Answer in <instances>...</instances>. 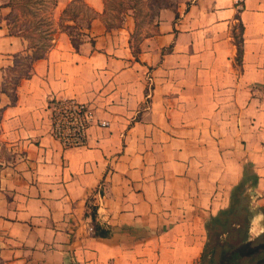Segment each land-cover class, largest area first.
Segmentation results:
<instances>
[{
	"label": "crops",
	"instance_id": "1",
	"mask_svg": "<svg viewBox=\"0 0 264 264\" xmlns=\"http://www.w3.org/2000/svg\"><path fill=\"white\" fill-rule=\"evenodd\" d=\"M78 2L94 19L77 49L58 31L25 79L27 41L0 8V264H196L245 164L257 176L248 233H264V0H177L137 44L133 21L104 24L102 0H56L54 22ZM63 99L108 126L64 149L50 135ZM87 199L109 238L92 237Z\"/></svg>",
	"mask_w": 264,
	"mask_h": 264
},
{
	"label": "trees",
	"instance_id": "2",
	"mask_svg": "<svg viewBox=\"0 0 264 264\" xmlns=\"http://www.w3.org/2000/svg\"><path fill=\"white\" fill-rule=\"evenodd\" d=\"M2 1L4 3L0 5V8L9 9V13L4 18L9 33L24 38L27 41V49L30 51V54L24 57L26 68L17 70L18 78L22 79L29 77V68L32 63L42 59L52 48L54 35L58 31L65 33L74 49H77L82 41V30L88 29L90 22L94 19L93 12L80 2L74 7H65L59 21L55 23L51 14L56 0H51V13L45 16L43 23L42 19L37 18L38 11L35 8L40 4V0ZM102 1L105 7L106 0ZM40 26H46V29L40 30ZM241 32L240 24L232 29L236 48L234 63L237 66H241L242 62ZM13 86H16L15 82ZM3 92L13 105L14 93H9L5 89ZM256 182L257 176L251 166H245L242 179L230 190L228 205L206 220L204 224L206 240L196 264H264V233L253 238L248 233L252 216L249 196ZM89 201L91 199L86 201V216H89L93 223L90 230L92 237L109 238L111 229L96 222V207L88 205ZM261 211L264 214V208Z\"/></svg>",
	"mask_w": 264,
	"mask_h": 264
},
{
	"label": "rangeland",
	"instance_id": "3",
	"mask_svg": "<svg viewBox=\"0 0 264 264\" xmlns=\"http://www.w3.org/2000/svg\"><path fill=\"white\" fill-rule=\"evenodd\" d=\"M39 1V0H37ZM37 9V18L42 19L44 23L45 16L51 13V0H40ZM4 3V1H3ZM177 5V0H106L104 24L108 27L119 25L122 20L123 24L126 21L134 22L133 42L137 44L140 34H150L155 30L158 13L165 8H171ZM52 16V14H51ZM44 17V18H41ZM53 20V19H52ZM54 22V20H53ZM42 23V24H43ZM122 24V25H123ZM136 25V26H135ZM46 29V26H40V30ZM25 58L19 60V68L23 70L25 66ZM20 70V71H21ZM19 74V71L17 75ZM262 112H264V101L261 103ZM264 120V114L260 116V126ZM264 128V125L261 126ZM248 166V164H245Z\"/></svg>",
	"mask_w": 264,
	"mask_h": 264
},
{
	"label": "built area",
	"instance_id": "4",
	"mask_svg": "<svg viewBox=\"0 0 264 264\" xmlns=\"http://www.w3.org/2000/svg\"><path fill=\"white\" fill-rule=\"evenodd\" d=\"M243 0H234L238 7ZM108 126L105 120L96 119L93 109L73 99L52 101L50 104V135L66 148L84 147L90 126Z\"/></svg>",
	"mask_w": 264,
	"mask_h": 264
}]
</instances>
